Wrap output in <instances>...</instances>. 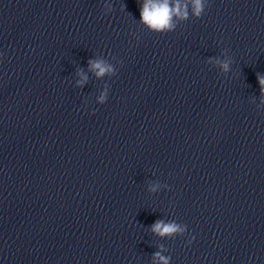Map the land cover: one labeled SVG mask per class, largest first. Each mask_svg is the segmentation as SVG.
<instances>
[{
  "label": "clouds",
  "instance_id": "clouds-1",
  "mask_svg": "<svg viewBox=\"0 0 264 264\" xmlns=\"http://www.w3.org/2000/svg\"><path fill=\"white\" fill-rule=\"evenodd\" d=\"M208 0H139L140 19L139 23L144 29L155 34H166L174 32L179 25L189 21L190 19H200L206 13ZM113 5L105 2L104 15L113 12ZM125 10V5L122 6ZM209 65L220 70V73L227 75L232 69L234 63L233 58L228 55V50L225 49L219 56L208 57L206 61ZM89 74L97 80H103L105 77L109 79L117 74V69L104 56H96L87 61V69L79 67L75 71V86L83 89L89 83ZM257 81L260 87V100L257 104L258 109H264V74H256ZM110 85L105 83L102 90L99 92L96 102L104 104L109 95ZM255 96L252 102L255 103ZM167 184H161L158 181L149 182L147 191L151 194L159 192L161 189H167ZM149 231L160 239H175L182 237L187 232V225L179 223L176 220L157 219L148 227ZM195 237L192 236L188 243L190 244ZM168 249L163 245H157V251L151 255V264H170L171 256L164 255Z\"/></svg>",
  "mask_w": 264,
  "mask_h": 264
}]
</instances>
